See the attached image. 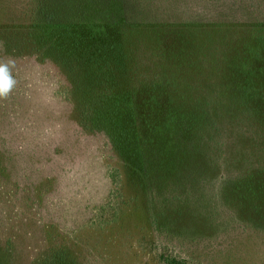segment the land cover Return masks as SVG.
Returning a JSON list of instances; mask_svg holds the SVG:
<instances>
[{
	"label": "trees",
	"instance_id": "16d2710c",
	"mask_svg": "<svg viewBox=\"0 0 264 264\" xmlns=\"http://www.w3.org/2000/svg\"><path fill=\"white\" fill-rule=\"evenodd\" d=\"M251 6L249 19L205 20L176 18L154 0H0V63L12 61L13 76L18 61L54 66L77 130L103 137L145 193L161 188L163 175L179 180L170 155L206 147L208 173L196 180H210L204 195L211 233L264 234V0ZM15 91L0 98V178L13 161L3 152L10 137L1 125L10 126L14 115L2 107H11ZM149 199L151 224L173 241L180 234L155 217L177 195L163 206ZM109 209L110 224L118 209ZM167 247L159 248L162 255ZM68 253L51 250L37 264H77ZM159 262L190 264L180 255ZM0 264H10L1 250Z\"/></svg>",
	"mask_w": 264,
	"mask_h": 264
},
{
	"label": "rangeland",
	"instance_id": "374dc122",
	"mask_svg": "<svg viewBox=\"0 0 264 264\" xmlns=\"http://www.w3.org/2000/svg\"><path fill=\"white\" fill-rule=\"evenodd\" d=\"M154 3L176 18L249 19L255 0ZM14 70L16 97L10 108L2 107L14 117L10 126L1 125L10 137L3 152L13 160L0 178V250L10 264H37L57 248L68 249L77 264H160L161 257L171 255L188 258L190 264H264V234L249 228L211 233L204 195L210 180H196L208 173L206 147L170 155L179 180L163 175L161 188L145 193L138 180L126 177L119 156L103 137L77 130L74 104L59 93L65 81L54 66L27 60L16 62ZM173 194L174 206L166 205L155 217L180 234L170 241L151 224L146 198L163 206V199ZM121 198L126 205L114 202ZM109 204L118 209L110 224ZM166 245L170 253L162 255L159 248Z\"/></svg>",
	"mask_w": 264,
	"mask_h": 264
},
{
	"label": "clouds",
	"instance_id": "9594fccd",
	"mask_svg": "<svg viewBox=\"0 0 264 264\" xmlns=\"http://www.w3.org/2000/svg\"><path fill=\"white\" fill-rule=\"evenodd\" d=\"M12 63H0V98H7L16 84L12 75Z\"/></svg>",
	"mask_w": 264,
	"mask_h": 264
}]
</instances>
